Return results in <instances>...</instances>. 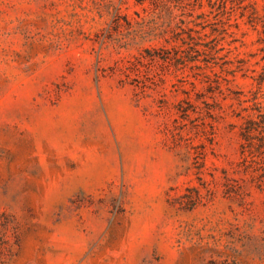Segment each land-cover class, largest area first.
<instances>
[{
  "label": "rangeland",
  "instance_id": "374dc122",
  "mask_svg": "<svg viewBox=\"0 0 264 264\" xmlns=\"http://www.w3.org/2000/svg\"><path fill=\"white\" fill-rule=\"evenodd\" d=\"M254 92L264 0H0V264H264Z\"/></svg>",
  "mask_w": 264,
  "mask_h": 264
},
{
  "label": "trees",
  "instance_id": "16d2710c",
  "mask_svg": "<svg viewBox=\"0 0 264 264\" xmlns=\"http://www.w3.org/2000/svg\"><path fill=\"white\" fill-rule=\"evenodd\" d=\"M260 91V88L258 92ZM258 92H254L255 97L247 100H239L242 103L251 105L242 108L247 114L243 117L244 123L241 126V162L243 171L249 173L261 172L258 179V186L264 189V103L258 98Z\"/></svg>",
  "mask_w": 264,
  "mask_h": 264
}]
</instances>
